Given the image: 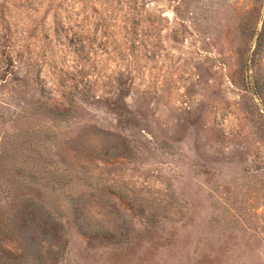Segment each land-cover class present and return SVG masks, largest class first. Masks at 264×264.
I'll return each mask as SVG.
<instances>
[{"label":"rangeland","instance_id":"374dc122","mask_svg":"<svg viewBox=\"0 0 264 264\" xmlns=\"http://www.w3.org/2000/svg\"><path fill=\"white\" fill-rule=\"evenodd\" d=\"M31 174L58 264H264V0H0L2 206Z\"/></svg>","mask_w":264,"mask_h":264},{"label":"trees","instance_id":"16d2710c","mask_svg":"<svg viewBox=\"0 0 264 264\" xmlns=\"http://www.w3.org/2000/svg\"><path fill=\"white\" fill-rule=\"evenodd\" d=\"M28 180L35 185L43 181V186L52 194L48 199L41 200L39 196L18 193L12 183H5V203L9 202L10 208L2 206L0 200V264H27L29 258L44 264H58L67 250L68 241L63 220L65 211L57 204L55 194L65 190L70 180H64L61 174L48 177L31 174ZM68 196L75 202L72 217L87 235L114 243L123 241L113 230L92 226L79 206L80 198ZM121 236L126 237V234Z\"/></svg>","mask_w":264,"mask_h":264}]
</instances>
